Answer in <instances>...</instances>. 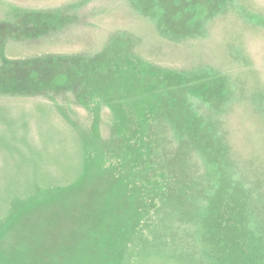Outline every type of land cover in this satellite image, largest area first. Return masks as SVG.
Returning <instances> with one entry per match:
<instances>
[{
	"label": "rangeland",
	"instance_id": "rangeland-1",
	"mask_svg": "<svg viewBox=\"0 0 264 264\" xmlns=\"http://www.w3.org/2000/svg\"><path fill=\"white\" fill-rule=\"evenodd\" d=\"M0 264H264V0H0Z\"/></svg>",
	"mask_w": 264,
	"mask_h": 264
},
{
	"label": "trees",
	"instance_id": "trees-1",
	"mask_svg": "<svg viewBox=\"0 0 264 264\" xmlns=\"http://www.w3.org/2000/svg\"><path fill=\"white\" fill-rule=\"evenodd\" d=\"M247 257V256H246Z\"/></svg>",
	"mask_w": 264,
	"mask_h": 264
}]
</instances>
